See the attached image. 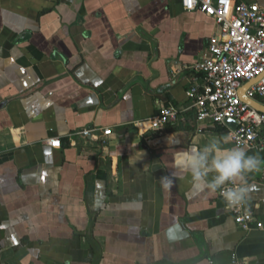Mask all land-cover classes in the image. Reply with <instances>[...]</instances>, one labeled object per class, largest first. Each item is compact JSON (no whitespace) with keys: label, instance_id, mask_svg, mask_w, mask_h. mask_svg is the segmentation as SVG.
Here are the masks:
<instances>
[{"label":"crops","instance_id":"obj_1","mask_svg":"<svg viewBox=\"0 0 264 264\" xmlns=\"http://www.w3.org/2000/svg\"><path fill=\"white\" fill-rule=\"evenodd\" d=\"M215 31L180 0H0V264H264L263 163L248 230L182 170L192 145H233L187 95ZM168 105L181 129H151Z\"/></svg>","mask_w":264,"mask_h":264},{"label":"built area","instance_id":"obj_2","mask_svg":"<svg viewBox=\"0 0 264 264\" xmlns=\"http://www.w3.org/2000/svg\"><path fill=\"white\" fill-rule=\"evenodd\" d=\"M180 1L184 10L201 11L212 17L216 25L209 39L208 54L192 65L202 76L200 85L187 92L193 101L196 121L225 124L226 118H232L236 127L229 131L231 142L264 153V111L239 96L240 88L250 82L244 89L245 98L264 106V4L234 0ZM178 117L175 106H165L149 120L150 128L163 129ZM110 132L104 130V134ZM48 141L59 146L56 138ZM261 179L264 184V163ZM229 211L243 230L263 226L246 205Z\"/></svg>","mask_w":264,"mask_h":264},{"label":"clouds","instance_id":"obj_3","mask_svg":"<svg viewBox=\"0 0 264 264\" xmlns=\"http://www.w3.org/2000/svg\"><path fill=\"white\" fill-rule=\"evenodd\" d=\"M225 137L213 136L205 144L192 145L183 154L182 170L200 189L219 191L229 209H242L249 199L247 175L264 163L258 155L248 154L240 144L224 146ZM176 173L160 178L170 188Z\"/></svg>","mask_w":264,"mask_h":264},{"label":"water","instance_id":"obj_4","mask_svg":"<svg viewBox=\"0 0 264 264\" xmlns=\"http://www.w3.org/2000/svg\"><path fill=\"white\" fill-rule=\"evenodd\" d=\"M250 84V82L246 83L244 86H242L239 90V96L241 98V100H243L244 102H247V103H250L254 106H256L258 109H260L261 111H264V106L263 105H260V104H257L251 100H248L245 98L244 96V89ZM224 123L229 126L231 129H234L236 127V122L232 119V118H226L224 120ZM91 129H92V126L91 125H88L86 126L85 128H82L80 129V133L82 136H87V137H91L92 133H91ZM162 142H167V143H175L176 142V139L174 136H166L164 137L163 139H159V143H162Z\"/></svg>","mask_w":264,"mask_h":264},{"label":"trees","instance_id":"obj_5","mask_svg":"<svg viewBox=\"0 0 264 264\" xmlns=\"http://www.w3.org/2000/svg\"><path fill=\"white\" fill-rule=\"evenodd\" d=\"M178 129H181V127H180V126H177V125H175V124H167V125L163 128L162 132H173V131H177ZM157 134H158V132H153L150 136L154 137V136H156Z\"/></svg>","mask_w":264,"mask_h":264}]
</instances>
